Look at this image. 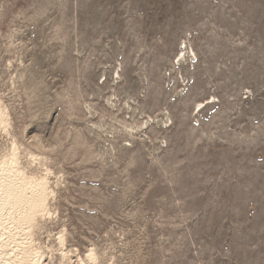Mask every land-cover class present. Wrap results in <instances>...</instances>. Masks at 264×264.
Instances as JSON below:
<instances>
[{
	"label": "rangeland",
	"instance_id": "374dc122",
	"mask_svg": "<svg viewBox=\"0 0 264 264\" xmlns=\"http://www.w3.org/2000/svg\"><path fill=\"white\" fill-rule=\"evenodd\" d=\"M15 154L49 197L5 254L264 264V0H0Z\"/></svg>",
	"mask_w": 264,
	"mask_h": 264
},
{
	"label": "bare ground",
	"instance_id": "6f19581e",
	"mask_svg": "<svg viewBox=\"0 0 264 264\" xmlns=\"http://www.w3.org/2000/svg\"><path fill=\"white\" fill-rule=\"evenodd\" d=\"M17 166L16 154L0 163V261L3 260L2 264H25V262L40 264L39 258L35 256L33 258L30 256L29 259L25 253L19 254V256L9 254V252L4 253L6 242V244L12 243L17 246L21 241H18L15 235V230L19 228L12 230L11 224L18 221V224L25 223L28 225L38 214L46 210L48 204V183H45V180V182L43 180L27 182L20 174L21 170H18ZM21 244L23 247L27 242L19 245ZM19 245L15 251L19 250L17 249ZM10 249L12 250V248ZM12 251H14V247Z\"/></svg>",
	"mask_w": 264,
	"mask_h": 264
}]
</instances>
